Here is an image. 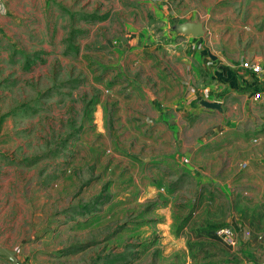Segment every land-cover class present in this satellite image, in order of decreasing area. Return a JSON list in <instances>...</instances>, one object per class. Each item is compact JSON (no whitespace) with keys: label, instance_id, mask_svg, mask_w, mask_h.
Masks as SVG:
<instances>
[{"label":"rangeland","instance_id":"1","mask_svg":"<svg viewBox=\"0 0 264 264\" xmlns=\"http://www.w3.org/2000/svg\"><path fill=\"white\" fill-rule=\"evenodd\" d=\"M253 58L264 0H0V264H264Z\"/></svg>","mask_w":264,"mask_h":264},{"label":"crops","instance_id":"2","mask_svg":"<svg viewBox=\"0 0 264 264\" xmlns=\"http://www.w3.org/2000/svg\"><path fill=\"white\" fill-rule=\"evenodd\" d=\"M244 60H252L264 66V60L261 58ZM244 60L237 61L236 63H227L224 60L215 65L211 75V83L206 89L198 92V98L200 100L207 97H211L213 100L218 99L216 95L219 93V90L223 89V87L228 90L242 88V90L247 91L254 86L256 84L255 75L247 73L239 67L240 63Z\"/></svg>","mask_w":264,"mask_h":264},{"label":"built area","instance_id":"3","mask_svg":"<svg viewBox=\"0 0 264 264\" xmlns=\"http://www.w3.org/2000/svg\"><path fill=\"white\" fill-rule=\"evenodd\" d=\"M239 67L256 77V84L247 90L249 99L254 103L264 104V66L252 60H244L240 63ZM246 164L244 163V166ZM216 235L229 243H234L233 232L229 227L217 229Z\"/></svg>","mask_w":264,"mask_h":264},{"label":"water","instance_id":"4","mask_svg":"<svg viewBox=\"0 0 264 264\" xmlns=\"http://www.w3.org/2000/svg\"><path fill=\"white\" fill-rule=\"evenodd\" d=\"M188 29L192 30L195 33L202 32V27L199 24L196 23H190L188 25Z\"/></svg>","mask_w":264,"mask_h":264}]
</instances>
